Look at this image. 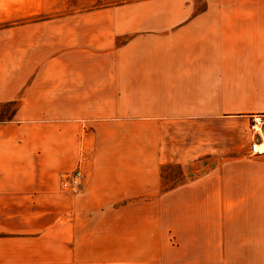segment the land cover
I'll use <instances>...</instances> for the list:
<instances>
[{
  "label": "crops",
  "instance_id": "0c3cea01",
  "mask_svg": "<svg viewBox=\"0 0 264 264\" xmlns=\"http://www.w3.org/2000/svg\"><path fill=\"white\" fill-rule=\"evenodd\" d=\"M9 103L0 264H264L247 116L264 112V0L138 1L0 33ZM169 165L193 175L166 188Z\"/></svg>",
  "mask_w": 264,
  "mask_h": 264
},
{
  "label": "rangeland",
  "instance_id": "374dc122",
  "mask_svg": "<svg viewBox=\"0 0 264 264\" xmlns=\"http://www.w3.org/2000/svg\"><path fill=\"white\" fill-rule=\"evenodd\" d=\"M138 1L152 0H0V33H8L14 36L16 29L25 27L37 28L38 26L45 27L48 20L53 18L71 17L77 14L89 13L95 10ZM179 1L193 12H201L204 10L207 2V0ZM12 109L13 103L0 106V120L10 118L13 111ZM76 171H80V169H74L66 177V182H68L69 178L71 179V176H73ZM192 175L193 173H184L180 167L169 165L162 168V184L164 187L168 188L184 182ZM70 192L76 193L78 191L73 192L70 190ZM14 225L15 222L11 219H7V232L6 234L0 232V236L7 239L15 236L14 232H12ZM220 255L221 250L214 251V256H212V260L209 259V264H211V262L212 264H221ZM196 264H203V262L199 259Z\"/></svg>",
  "mask_w": 264,
  "mask_h": 264
},
{
  "label": "built area",
  "instance_id": "2783aa9c",
  "mask_svg": "<svg viewBox=\"0 0 264 264\" xmlns=\"http://www.w3.org/2000/svg\"><path fill=\"white\" fill-rule=\"evenodd\" d=\"M249 131L252 135V140L249 143V155L259 157L264 155V141L262 139V132L264 129V112H252L248 115ZM81 181V172L76 171L71 179L68 180V188L76 192L79 189Z\"/></svg>",
  "mask_w": 264,
  "mask_h": 264
}]
</instances>
